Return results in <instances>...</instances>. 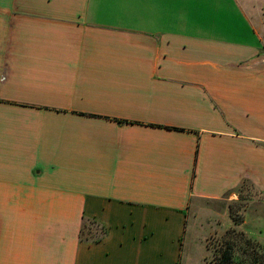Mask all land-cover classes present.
<instances>
[{"label": "crops", "instance_id": "0c3cea01", "mask_svg": "<svg viewBox=\"0 0 264 264\" xmlns=\"http://www.w3.org/2000/svg\"><path fill=\"white\" fill-rule=\"evenodd\" d=\"M4 69L0 264H181L264 195V0H0Z\"/></svg>", "mask_w": 264, "mask_h": 264}, {"label": "rangeland", "instance_id": "374dc122", "mask_svg": "<svg viewBox=\"0 0 264 264\" xmlns=\"http://www.w3.org/2000/svg\"><path fill=\"white\" fill-rule=\"evenodd\" d=\"M8 78L6 69L0 70V83ZM228 198L208 203L194 214H190L191 225L186 229V245L181 264H215L220 257V244L223 239L232 240L238 249L242 241L233 232H242L247 237L264 243V195L248 181ZM234 195L238 200L234 199ZM238 222H241V224ZM87 223V222H86ZM91 239L101 236L93 222L87 223Z\"/></svg>", "mask_w": 264, "mask_h": 264}, {"label": "trees", "instance_id": "16d2710c", "mask_svg": "<svg viewBox=\"0 0 264 264\" xmlns=\"http://www.w3.org/2000/svg\"><path fill=\"white\" fill-rule=\"evenodd\" d=\"M238 191L241 193V187ZM242 196L240 197V200ZM241 222H238V224ZM83 233V231H82ZM234 236H238L242 241V245L238 249L232 240L223 239L220 244V257L217 258L215 264H264V243L251 239L244 235L242 232L235 233ZM83 236V234H82Z\"/></svg>", "mask_w": 264, "mask_h": 264}]
</instances>
